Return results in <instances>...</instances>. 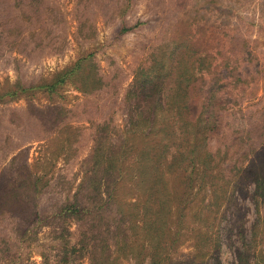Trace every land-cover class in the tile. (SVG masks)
Wrapping results in <instances>:
<instances>
[{"label":"rangeland","instance_id":"obj_1","mask_svg":"<svg viewBox=\"0 0 264 264\" xmlns=\"http://www.w3.org/2000/svg\"><path fill=\"white\" fill-rule=\"evenodd\" d=\"M223 28L251 57L221 125L264 149V0H0V264H264V192L227 143L199 139L179 183L190 126L139 123L140 71L179 42L223 53Z\"/></svg>","mask_w":264,"mask_h":264},{"label":"trees","instance_id":"obj_2","mask_svg":"<svg viewBox=\"0 0 264 264\" xmlns=\"http://www.w3.org/2000/svg\"><path fill=\"white\" fill-rule=\"evenodd\" d=\"M225 23L235 25L237 22L232 23L226 19ZM126 30L123 29V31ZM217 33L225 38L222 44L223 53L204 49L202 42L190 44L179 42L173 44L170 49L168 48L165 65L156 62L148 70L140 71L134 90L137 93L136 97L141 98V101L147 103L148 107L144 117H142V113H139L141 118L139 123L154 122L156 119L153 116L154 112L159 115L161 120L167 119L171 115L175 123L182 124L181 126L184 128L190 126L192 142L185 150L188 162L179 167L181 179H175L180 181L179 183L190 181V170H194L195 165L208 167L207 159L211 157V154L198 162L192 158L197 147L196 142L204 136L205 139L215 140L217 138V142L221 145L227 143L225 149L228 148L232 151L229 156L230 153L225 150V164L228 173L238 172L241 174L245 180L253 184V193L260 190L264 192V149L258 148L260 145L244 146L239 136H228L225 126L221 125V123L223 124L221 110L240 102V100L237 101L238 97L236 98V96L242 95L243 82L240 76L235 74V71L237 72V64L241 60L250 61L251 53L246 50V45L244 46L240 39L237 45L242 47L241 50L237 54L230 53L228 46L235 47L236 36L228 34L226 28L217 31ZM208 36L211 38L214 36V32H208ZM225 56L226 58H224ZM81 61L75 62L70 71H65L55 77L52 83L30 88H42L47 93L52 92L72 74L74 69L79 67ZM30 88L20 91H29ZM8 95L11 94L8 93ZM234 95L236 96L234 97ZM19 185L17 182V187ZM13 195L15 193L10 192L6 198ZM62 210L64 215L77 216L85 209L69 205ZM2 214L3 211L0 209V216ZM81 240L78 242V246L80 250H84L88 239ZM1 243H4L3 239H0Z\"/></svg>","mask_w":264,"mask_h":264}]
</instances>
